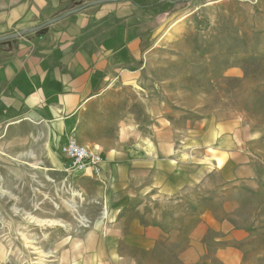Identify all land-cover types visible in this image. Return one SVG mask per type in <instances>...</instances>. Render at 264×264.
Segmentation results:
<instances>
[{"label": "rangeland", "instance_id": "obj_1", "mask_svg": "<svg viewBox=\"0 0 264 264\" xmlns=\"http://www.w3.org/2000/svg\"><path fill=\"white\" fill-rule=\"evenodd\" d=\"M178 1L145 42L139 76L106 108L126 117L122 139L156 150L170 133L174 155L148 160L151 176L131 181L115 223L104 198L73 182L65 141L44 148L56 169L46 182L35 169L46 188L34 192L33 215L17 206L0 218V264H264V0ZM12 148L0 143V168L20 183L26 171H8Z\"/></svg>", "mask_w": 264, "mask_h": 264}, {"label": "crops", "instance_id": "obj_2", "mask_svg": "<svg viewBox=\"0 0 264 264\" xmlns=\"http://www.w3.org/2000/svg\"><path fill=\"white\" fill-rule=\"evenodd\" d=\"M179 2L0 0V40L28 31L0 41V143L16 148L10 157L17 162L8 171H26L19 183L17 176L7 180V167L0 168V218L20 208L26 217L33 215L34 192L46 186L35 181V169H45V182L48 171L56 169L44 163V148L56 153L73 132L77 142L101 155L105 179L99 184L85 169L76 171L73 182L87 198H104L115 223L123 219L131 181L151 176L148 160L155 154L171 158L175 138L165 134L156 150L150 140L151 145L143 138L122 139L126 117L107 111V103L139 76L145 42L161 24L162 13Z\"/></svg>", "mask_w": 264, "mask_h": 264}, {"label": "built area", "instance_id": "obj_3", "mask_svg": "<svg viewBox=\"0 0 264 264\" xmlns=\"http://www.w3.org/2000/svg\"><path fill=\"white\" fill-rule=\"evenodd\" d=\"M60 153L68 164V170L82 171L85 169H90L95 176H100L103 172V158L100 157L97 153L92 152L84 146L80 145L77 142L75 134L73 132H70L66 135L64 144L60 146ZM76 193L81 197L80 192ZM108 214L109 212L107 206L103 205L102 209L100 210L101 221L106 220ZM80 218L84 222H90L86 217L80 216Z\"/></svg>", "mask_w": 264, "mask_h": 264}, {"label": "trees", "instance_id": "obj_4", "mask_svg": "<svg viewBox=\"0 0 264 264\" xmlns=\"http://www.w3.org/2000/svg\"><path fill=\"white\" fill-rule=\"evenodd\" d=\"M73 10H75V9H72V10H68V11H66V12H64V13H61V14H59V15H65L66 13H68L69 11H73ZM174 10H170V12L169 13H172ZM168 13V14H169ZM58 17V16H57ZM46 24V23H45ZM15 33H11V34H9V35H6V36H4L3 38H1V40L0 41H3V40H8V39H10L11 38V35H14Z\"/></svg>", "mask_w": 264, "mask_h": 264}, {"label": "bare ground", "instance_id": "obj_5", "mask_svg": "<svg viewBox=\"0 0 264 264\" xmlns=\"http://www.w3.org/2000/svg\"><path fill=\"white\" fill-rule=\"evenodd\" d=\"M89 149V148H88ZM28 155L30 156V157H33V155L31 154V153H28ZM36 165V164H35ZM67 206L68 207H71L73 210H74V208H76L75 206H74V204L73 203H67ZM30 217H32V216H30ZM82 221V220H81Z\"/></svg>", "mask_w": 264, "mask_h": 264}, {"label": "water", "instance_id": "obj_6", "mask_svg": "<svg viewBox=\"0 0 264 264\" xmlns=\"http://www.w3.org/2000/svg\"><path fill=\"white\" fill-rule=\"evenodd\" d=\"M26 32H28L27 30H23V31H20V32H18L16 35L14 34V35H11V37H16L17 35H24Z\"/></svg>", "mask_w": 264, "mask_h": 264}]
</instances>
